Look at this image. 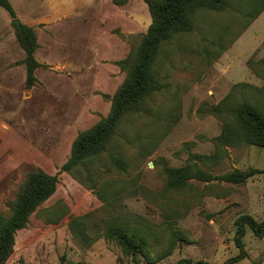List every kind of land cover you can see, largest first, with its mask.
I'll use <instances>...</instances> for the list:
<instances>
[{"label":"rangeland","instance_id":"374dc122","mask_svg":"<svg viewBox=\"0 0 264 264\" xmlns=\"http://www.w3.org/2000/svg\"><path fill=\"white\" fill-rule=\"evenodd\" d=\"M228 0L226 8L199 10L195 28L165 42L156 67L163 87L119 123L101 159L78 177L58 173L55 192L15 233L4 264H175L180 258L222 264L235 256V219L264 220V147L225 146L220 162L203 165L218 175L259 169L244 183L190 179L176 193L164 192L161 171L181 166L189 153L211 154L223 121L209 107L241 82L261 87L253 68L264 59V8ZM20 22L32 26L39 49L33 86L26 85L24 50L12 17L0 7V214H9L25 175L40 168L54 174L70 155L78 132L109 112L110 98L125 72L116 64L139 45L151 16L143 0H10ZM120 157L125 166L111 163ZM94 168V169H93ZM174 225L165 224L166 214ZM145 220L151 230L149 258L125 255L116 241L76 238L71 219ZM170 227L187 241L161 259ZM246 256L235 264H264V235L246 228Z\"/></svg>","mask_w":264,"mask_h":264},{"label":"trees","instance_id":"16d2710c","mask_svg":"<svg viewBox=\"0 0 264 264\" xmlns=\"http://www.w3.org/2000/svg\"><path fill=\"white\" fill-rule=\"evenodd\" d=\"M127 0H113L116 4H124ZM149 10L151 23L142 36L135 50L116 61L125 72L123 81L118 85L110 98L111 105L106 116L101 117L90 127L78 132L72 141L70 155L54 174L36 168L26 173L19 186L16 198L9 204V214H0V264L10 257L15 233L26 226L30 215L47 200L56 190L58 173L69 172L80 176L86 171L91 179L90 164L100 160L107 151V146L117 133L119 123L125 115L144 109L145 102L155 93L160 92L163 84L158 76L157 58L165 42L172 37L191 32L195 28L194 16L199 10L219 11L227 7L228 0H143ZM250 6L256 9L254 19L264 8V0H250ZM0 7L12 17L15 37L24 50L22 62L26 69V85L31 87L36 81L35 70L42 64L35 58L38 46L34 28L23 22H14L17 18L10 0H0ZM253 70L264 79V59L259 68ZM223 121L221 132L211 138L214 151L211 154L189 153L187 161L181 166H166L161 171L164 181L163 191L176 193L188 186L190 179L210 182L212 180L241 184L259 169H233L215 175L203 165L218 163L225 155V146L251 144L264 147V84L261 87L245 82L235 84L216 105L209 107ZM111 163L125 166L120 157L109 155ZM94 169V168H93ZM179 212L166 214L165 224L174 225L173 217ZM143 219L133 223L111 218L95 219L90 224L88 215L71 219L70 228L73 235L84 245H89L98 237L116 241L122 252L137 261V257L150 256L149 226ZM234 243L238 248L235 256L227 258L222 264H235L246 256L243 248V237L249 228L256 237L264 235V220L258 221L250 214H241L235 219ZM187 241L180 229L170 227V237L166 250L157 256L158 259L170 254L178 241ZM175 264H212L209 261L180 258Z\"/></svg>","mask_w":264,"mask_h":264},{"label":"water","instance_id":"95a60500","mask_svg":"<svg viewBox=\"0 0 264 264\" xmlns=\"http://www.w3.org/2000/svg\"><path fill=\"white\" fill-rule=\"evenodd\" d=\"M13 20H14V22H16V23L19 22V19H18V18H15V19H13Z\"/></svg>","mask_w":264,"mask_h":264},{"label":"crops","instance_id":"0c3cea01","mask_svg":"<svg viewBox=\"0 0 264 264\" xmlns=\"http://www.w3.org/2000/svg\"><path fill=\"white\" fill-rule=\"evenodd\" d=\"M36 49H39V41H38V46H37V48Z\"/></svg>","mask_w":264,"mask_h":264}]
</instances>
